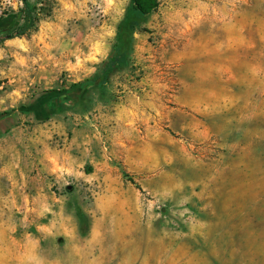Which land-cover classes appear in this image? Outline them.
<instances>
[{"label": "rangeland", "instance_id": "374dc122", "mask_svg": "<svg viewBox=\"0 0 264 264\" xmlns=\"http://www.w3.org/2000/svg\"><path fill=\"white\" fill-rule=\"evenodd\" d=\"M28 5L0 41V264H264V0H160L48 115L131 0ZM23 7L0 0V32Z\"/></svg>", "mask_w": 264, "mask_h": 264}, {"label": "trees", "instance_id": "16d2710c", "mask_svg": "<svg viewBox=\"0 0 264 264\" xmlns=\"http://www.w3.org/2000/svg\"><path fill=\"white\" fill-rule=\"evenodd\" d=\"M21 1H23L24 7L17 13V16L21 17L23 21L21 27L16 29L13 25L9 29L1 31L0 41L23 35L27 30L32 28L37 22V19H39L38 15L29 9L28 0ZM159 5L160 0H131V13L118 27L117 43L115 44V49L109 61L105 63L99 72L95 73L86 81L75 83L72 90L42 98L37 102L34 108L36 109L35 111L46 115L48 113L47 110L58 109L59 105L65 100L80 99L83 91L88 92L91 88L103 87L114 69L127 61V55L132 47V35L138 20L152 13ZM6 114H8V112L0 114V117Z\"/></svg>", "mask_w": 264, "mask_h": 264}]
</instances>
